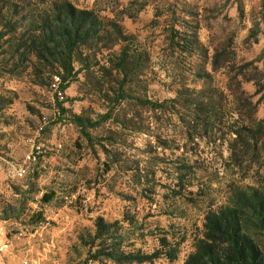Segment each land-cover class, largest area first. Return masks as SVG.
<instances>
[{
    "label": "rangeland",
    "instance_id": "1",
    "mask_svg": "<svg viewBox=\"0 0 264 264\" xmlns=\"http://www.w3.org/2000/svg\"><path fill=\"white\" fill-rule=\"evenodd\" d=\"M14 1L21 10L45 0ZM71 2L117 19L135 37L131 46L148 56L141 83L146 85L147 98L161 101L179 88H199L203 82L199 71L205 69L224 92H229V84L236 87L240 82L244 100L233 114L223 101L220 121L199 136L174 117L128 102L124 110H135L140 114L138 122L148 129L146 133L118 130L115 137L120 143L111 147V156L120 160L121 167L106 172L99 147H90L72 123L59 118L49 86L34 83L28 71L12 76L0 66V97L14 93L12 102L0 110V218L4 212L11 215L8 227L22 232L19 239L12 238L13 254L4 260L19 264L28 255L37 264H70L79 232L91 229L95 216L113 220L125 215L149 230L145 241L135 242L146 252L157 245L154 234L162 230L175 238L183 236L176 260L153 262L183 264L207 207L225 202L232 185L254 183L259 178L256 170L264 167V159L253 160L252 151L233 133L244 121L262 120L264 125V0ZM172 27L183 37L195 33L204 54H188L172 45ZM66 96L63 105L72 112L95 116L104 111V101L85 85L78 90L77 83L70 84L62 100ZM107 128L116 127L106 123L101 131ZM32 142L40 151L26 161V175L17 177L13 168L25 161ZM260 142L263 150L264 130ZM183 164L188 168L180 182L177 176ZM51 191L53 199L42 201V195Z\"/></svg>",
    "mask_w": 264,
    "mask_h": 264
},
{
    "label": "trees",
    "instance_id": "2",
    "mask_svg": "<svg viewBox=\"0 0 264 264\" xmlns=\"http://www.w3.org/2000/svg\"><path fill=\"white\" fill-rule=\"evenodd\" d=\"M18 5L14 0H0L1 68L12 76L28 71L34 83L47 84L54 93L59 118L72 123L90 147H99L105 156L102 164L106 172L121 167L120 160L111 156V147L120 143L115 137L119 135L118 130L128 128L146 133L148 129V125L144 127L138 122L140 114L135 110H124L128 102L157 115L174 117L191 127L194 136H199L201 130L220 121L223 101L231 106L233 114V109L237 110L234 107L244 100L245 91L240 82L236 87L229 84V92H224L215 86L211 73L205 69L199 71L203 79L199 88H179L173 97L161 101L147 98L146 85L141 83L148 56L131 46L135 37L124 30L120 21L101 17L91 9L78 8L71 0H45L21 10ZM20 12L24 15L17 18ZM169 41L188 54H204L195 33L183 37L172 27ZM55 77H58L61 97L51 86ZM74 82L78 90L85 85L98 94L105 103L104 111L91 116L85 111L76 113L65 108L63 104L69 99L66 96L62 100L65 90ZM13 98L11 91L3 94L0 110ZM106 123L116 128L101 131ZM263 130L262 120L244 121L233 130L235 140L252 151L255 161L264 159L261 156L264 149H260ZM187 168V164L180 167L177 176L180 182ZM255 173L259 178L254 183L232 185L225 202L209 205L203 212L200 233L193 238L192 249L183 264H264V167ZM54 195L53 191L45 192L41 200L47 203ZM10 217L4 212L0 219L7 223ZM92 223L91 229L79 232L78 244L72 246L75 257L70 264H153L159 258L171 262L177 259L184 240L183 236L175 238L168 230H162L154 234L157 245L146 252L135 242L142 243L150 232H145L133 219L124 215L121 219L108 220L97 215ZM12 231L8 227L9 237L15 238L18 231Z\"/></svg>",
    "mask_w": 264,
    "mask_h": 264
},
{
    "label": "built area",
    "instance_id": "3",
    "mask_svg": "<svg viewBox=\"0 0 264 264\" xmlns=\"http://www.w3.org/2000/svg\"><path fill=\"white\" fill-rule=\"evenodd\" d=\"M57 80L58 77H55V80L54 82H52L51 86L53 90L56 92V94L59 97H61V92L58 90L57 87L58 86ZM32 149L33 150L26 155V159L22 164H17L16 166H14L13 173L15 176L22 177L26 173L27 170L26 161L35 159L36 154H38L40 151V146L37 144L35 145L32 142ZM21 235L22 232L19 231L17 234H15V238L19 239ZM8 249H14L12 238H10L8 235L7 223L4 220L0 219V254H3ZM19 264H37V262L33 258H30L28 257V255H26L20 260Z\"/></svg>",
    "mask_w": 264,
    "mask_h": 264
},
{
    "label": "crops",
    "instance_id": "4",
    "mask_svg": "<svg viewBox=\"0 0 264 264\" xmlns=\"http://www.w3.org/2000/svg\"><path fill=\"white\" fill-rule=\"evenodd\" d=\"M14 249H8L6 252H4L3 254H0V264H6L5 262V257L8 255V254H13V251ZM20 263V262H19Z\"/></svg>",
    "mask_w": 264,
    "mask_h": 264
}]
</instances>
